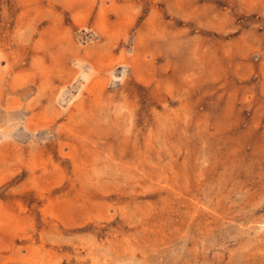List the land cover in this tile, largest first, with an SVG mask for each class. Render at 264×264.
Returning a JSON list of instances; mask_svg holds the SVG:
<instances>
[{"label": "rangeland", "instance_id": "374dc122", "mask_svg": "<svg viewBox=\"0 0 264 264\" xmlns=\"http://www.w3.org/2000/svg\"><path fill=\"white\" fill-rule=\"evenodd\" d=\"M0 264H264V0H0Z\"/></svg>", "mask_w": 264, "mask_h": 264}]
</instances>
